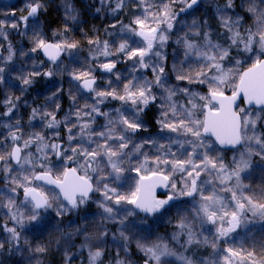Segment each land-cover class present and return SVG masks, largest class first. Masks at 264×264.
Here are the masks:
<instances>
[{
    "label": "snow or ice",
    "instance_id": "6c2138e0",
    "mask_svg": "<svg viewBox=\"0 0 264 264\" xmlns=\"http://www.w3.org/2000/svg\"><path fill=\"white\" fill-rule=\"evenodd\" d=\"M0 8V264H264V0Z\"/></svg>",
    "mask_w": 264,
    "mask_h": 264
},
{
    "label": "trees",
    "instance_id": "16d2710c",
    "mask_svg": "<svg viewBox=\"0 0 264 264\" xmlns=\"http://www.w3.org/2000/svg\"><path fill=\"white\" fill-rule=\"evenodd\" d=\"M17 2H18V0L16 1V3ZM55 17H56V13L53 12L52 16L49 17V19H52L53 21H55ZM88 20H89V24H91V23H100V21L97 18H94V17H91V16L88 17ZM53 26H55V22L53 23ZM14 261H15V258L13 257V258L10 259L9 264H14Z\"/></svg>",
    "mask_w": 264,
    "mask_h": 264
},
{
    "label": "rangeland",
    "instance_id": "374dc122",
    "mask_svg": "<svg viewBox=\"0 0 264 264\" xmlns=\"http://www.w3.org/2000/svg\"><path fill=\"white\" fill-rule=\"evenodd\" d=\"M17 0H0V5H5V4H12L16 3ZM4 9L0 8V11H3ZM19 15V13H17ZM15 258V257H14ZM16 259V258H15Z\"/></svg>",
    "mask_w": 264,
    "mask_h": 264
}]
</instances>
